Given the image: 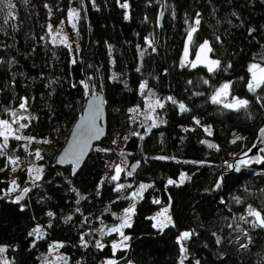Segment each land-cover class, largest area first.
<instances>
[{
  "label": "trees",
  "instance_id": "1",
  "mask_svg": "<svg viewBox=\"0 0 264 264\" xmlns=\"http://www.w3.org/2000/svg\"><path fill=\"white\" fill-rule=\"evenodd\" d=\"M11 2L14 17L8 23L6 10L0 13V118L22 139L10 136L0 155V247L5 248L0 263L49 264L47 255L59 242L67 264L110 259L117 264H264V228L239 219H253L249 206L264 216V162L239 172L227 167L249 159L244 153L255 147L264 128V85L248 90L249 66L264 65V0ZM125 3L128 7H121ZM48 8L83 16L75 62L66 45L49 39ZM192 26L197 27L194 48L210 38L211 54L220 61L212 72L204 65L181 64ZM226 82L231 98L246 99L247 108L212 102ZM97 92L106 94L108 133L73 176L70 167L57 164V156L87 98ZM157 100L163 107L152 111L149 103ZM149 115L152 119H145ZM236 136L243 139L232 143ZM206 139L216 147L206 146ZM260 157L264 160L261 150ZM9 158L24 168L13 174ZM115 159L125 161V169L113 181L108 163ZM31 168L41 169L38 180ZM183 172L187 180L177 183ZM169 179L176 183L169 185ZM12 181L18 187L9 194ZM140 184L151 187L133 198ZM118 185L124 187L117 190ZM17 196L22 199L16 201ZM133 203L131 227L125 229L130 241L114 254L117 235H101L100 229L107 233L121 223ZM167 205L173 222L161 231L153 227L152 215ZM37 228L38 234L29 235ZM183 232L193 235L178 243Z\"/></svg>",
  "mask_w": 264,
  "mask_h": 264
},
{
  "label": "snow or ice",
  "instance_id": "2",
  "mask_svg": "<svg viewBox=\"0 0 264 264\" xmlns=\"http://www.w3.org/2000/svg\"><path fill=\"white\" fill-rule=\"evenodd\" d=\"M121 7L127 8L128 5L125 3V4L121 5ZM13 9H14V5L11 2V0H0V13H4L6 10V15H4V23L5 24L9 22L10 18L14 17ZM74 11L75 10L69 11L70 17L74 14ZM197 15H199V14H197ZM199 24H200V20L196 19L194 21V25L198 26ZM196 26H192L188 30L187 40L189 43H191V41H192L193 33H195L197 31ZM73 27H75V25H73ZM211 51H212V48L210 47L208 41H205L203 44H201L199 46V50L196 53V61L206 62L209 72L214 71L215 68L219 67V65H220V61L208 59L207 53H209ZM184 54H185V57H187V55H188V45L187 44L185 45V53ZM73 62H75V61H73ZM191 66L196 67L197 66L196 62H192ZM248 71L251 73V80L248 83V90L250 92L254 93V92H256V89H258L262 85H264V67H262L260 64L253 63L249 66ZM85 87L87 88V85H85ZM143 87H144V85H141V88H143ZM228 89H229V84H227V83L224 84L212 96V98H211L212 102L214 104H223V106L225 108L234 109V110H239L241 108H247L249 102L245 99L233 98V101L231 103H227L223 99H221V97H227ZM93 98L95 100V98H96L95 93H93ZM168 99L172 100V102L175 103V101L171 97H168ZM26 103H27L26 100L21 102L19 107L21 109H25ZM155 107H163V104L159 100H157L155 102V105L149 103V108L152 109V111H155ZM180 108H181V110H185L183 104L180 105ZM130 111L134 112L137 110L136 109H130ZM12 115H15V113H12ZM100 116H101V108L99 107V105L94 103V102L90 103L88 116L86 118H84L81 125L78 126L79 131L76 134V139L74 140V142L70 145V147L65 152L64 158L66 160L70 161L74 165H77V166L79 165L80 160L82 159V157L84 156L85 152L87 151V149L90 145V141L92 139H98L99 135L102 133V130L100 129V127L97 124V120L100 119ZM145 119H152V117L149 115V116H146ZM196 123L199 124V121H196ZM151 126L152 127L157 126L155 121H153V124ZM20 127L24 128V127H26V125L21 124ZM205 130L208 131V129H205ZM261 131L264 132V129H261ZM12 132H13V129H12V126L9 123V121L0 120V136L4 137V144L0 145V155H5V153L3 152V149L7 147L8 137H9V135L12 134ZM15 139L20 140V139H22V137L15 136ZM24 139H28L30 142L32 138H24ZM241 139H243V138L236 136L235 139L232 141V143H236L238 140H241ZM44 142L47 143V141H44ZM210 147H211V145H210ZM261 151L264 152V149H261ZM35 155L38 159H42V157H40L39 152H37ZM244 156H247V153H244ZM157 159H162V157H157ZM262 162H264V160H262L261 157L257 156V157L250 158V159H241L235 165L228 164L227 167L229 169H234L235 171L239 172L241 170L242 166L246 167L250 163H262ZM9 163L16 164L17 161L12 159V158H9ZM12 170L15 171L16 169L13 168ZM121 171H123V169L119 165H117L116 166V173H115V175H113L111 177V179L113 181L118 180ZM33 172L36 173V175L34 176V180H38L40 178L39 173L41 172V169L40 168L29 169L30 175ZM131 174H132L131 172L128 173V175H131ZM221 180H222V178H221ZM183 181H184V177L182 176L180 183H183ZM174 183H176V181H173L171 179L168 180L169 185L174 184ZM12 185H13V187H11L9 189V194L11 192L16 191V188L18 187V185H16L15 181H12ZM123 187H124L123 185H118L117 190H119ZM148 187H151V185L140 184L139 191L133 193L132 197L134 198V197L138 196L140 193H142ZM216 187L217 188L220 187V182H218L216 184ZM28 191H29L28 188L23 189L24 193H27ZM125 198L128 199L130 197H125ZM20 199H22V196L16 197V201H19ZM236 199H237V202H239V198L237 197ZM153 203L158 204V203H160V201L154 200ZM134 212H135V203L131 204L130 207L125 210L123 217L120 218L122 220V222L117 227H113V228H110L108 230L109 233L110 232H117L122 237V240L119 243L113 242V244H112L114 254L118 248H126L127 247V244L125 242L128 241L130 239V237L124 235L122 229L131 227V218H132V215L134 214ZM167 212H168V208H164L161 212L157 213V216L153 218L156 220V223L153 224L154 228L158 227L162 231L164 228L168 227L169 224H171V217L166 215ZM48 215L51 217L53 215V213L49 212ZM248 216L253 217V219L251 221H249L247 219V217H245V216H241V217H239V219L241 221H244L245 223H251V227L254 229L255 228H264V216H262L260 211H257L255 209H253L251 206H249ZM39 232H40V229L37 228V229H34L32 232H30L29 235L38 234ZM100 232H101V235L107 234L104 232L103 229H100ZM191 235H193V233L183 232L178 239V243L188 240L191 237ZM245 236H247V233H245ZM219 242H220L219 237H217V243H219ZM96 246L98 248L103 247V245L99 241H97ZM240 247L247 248V245L241 244ZM4 251H5V248L0 247V253H3ZM181 252L182 253L186 252L183 245H181ZM3 264H7V262L5 261V262H3ZM107 264H117V262L114 260H108ZM181 264H183V261H181ZM197 264H199V261H197Z\"/></svg>",
  "mask_w": 264,
  "mask_h": 264
},
{
  "label": "rangeland",
  "instance_id": "3",
  "mask_svg": "<svg viewBox=\"0 0 264 264\" xmlns=\"http://www.w3.org/2000/svg\"><path fill=\"white\" fill-rule=\"evenodd\" d=\"M47 19H48V25H47V29H48V35H49V39L53 42V43H59V44H64L66 45L70 52H71V58H72V61H75L76 60V48L77 46L79 45L80 43V36H81V32H82V29L84 27V18L83 16L81 15V13L77 10V11H74V14L70 17L69 16V11H63V9H59L58 11H55L53 10L52 11V8H48V15H47ZM81 22V24H80ZM73 25H75V27H73ZM193 38L194 36L192 37V41L191 43L188 42V40H186V43L185 45L187 44L188 45V55L187 57H185V46H184V53H183V56H182V59H181V64L183 66H191V63L192 62H196V65H204L208 68L206 62H199V61H196V53L197 51L199 50V46L201 44H203L205 41H208L210 47H211V41H210V38L209 37H205L202 42L194 48L193 46ZM70 46V47H69ZM207 57L208 59L210 60H218L216 57H214L211 52L207 53ZM219 61V60H218ZM253 64V63H252ZM256 64H259V63H256ZM262 67H264V65L260 64ZM217 69V68H215ZM227 84H229V89H228V95L227 97H221L224 98V101L227 102V103H231L233 101V98H239V97H232L230 96V83L229 82H226ZM224 83V84H226ZM223 84V85H224ZM222 85V86H223ZM221 86V87H222ZM220 87V88H221ZM219 88V89H220ZM239 99H242V98H239ZM246 100V99H245ZM0 120H6V119H2L0 118ZM11 124V123H10ZM12 126V129H13V132L10 136H15L17 135V133H14V126L11 124ZM2 136H0L1 138ZM9 137H8V141H9ZM4 138V137H2ZM8 146H10L8 144ZM16 160V159H14ZM17 161V160H16ZM124 171L125 169V161H121L119 164H118ZM9 167L10 169L12 170L13 168H15L16 170L13 171L12 170V173L15 174V172L19 169H23L24 168V164L22 162H17L16 164H11L9 163ZM32 169V168H31ZM34 169V168H33ZM121 171L120 174L123 172ZM116 173V169H115V172L113 173V175H115ZM35 175V172L32 173V176L34 177ZM184 177V181L185 182L188 178V175L187 173L183 172L178 180H177V183H180V180H181V177ZM129 208V207H128ZM127 208V209H128ZM164 208H168V212H167V216H170L171 217V223L173 222V219H172V211H171V208L169 205L167 206H164L162 207L161 209L157 210L153 215H152V218L156 217L157 216V213L161 212ZM134 215V214H133ZM133 215H132V218H133ZM132 218H131V222H132ZM162 219V218H161ZM154 220V223H156V220ZM120 224V223H119ZM118 224V225H119ZM117 225V226H118ZM115 226V227H117ZM158 228V227H157ZM125 229H122L124 235L128 236L126 233H125ZM111 233H114L117 235V240L115 241L116 243H119L121 240H122V237L120 236L119 233L117 232H108L107 231V234H111ZM129 237V236H128ZM130 239L128 241H126L125 243L127 244L128 246V243H129ZM184 242V241H182ZM60 243L59 242H56L52 245V248L50 249L47 257H48V260L50 262H48L49 264H67L68 260L67 258L63 255V253L61 252L60 250V247H59ZM103 245V244H102ZM119 249H124V248H118L117 250ZM116 250V251H117ZM110 260H114V259H110ZM0 264H3L0 263Z\"/></svg>",
  "mask_w": 264,
  "mask_h": 264
},
{
  "label": "water",
  "instance_id": "4",
  "mask_svg": "<svg viewBox=\"0 0 264 264\" xmlns=\"http://www.w3.org/2000/svg\"><path fill=\"white\" fill-rule=\"evenodd\" d=\"M162 11H163V8H162ZM162 22H163V12L161 13V17H160L161 25H162ZM95 97L96 98L94 100L93 94H91L87 98L81 115L75 121L64 147L62 148V150L60 151V153L57 156V164L61 167L62 166L70 167L72 170L73 176L77 175V173L83 168V166L87 162L89 155L91 154V151L93 150V148L97 144L102 142L106 138L107 133H108L106 94L104 92H97V93H95ZM222 99L224 100V98H222ZM93 102L98 104L99 107L101 108V116H100V119L97 120V124L100 127V129L102 130V133L99 135L98 139H92L90 141V145H89L87 151L85 152L84 156L80 160L79 165L77 166V165H74L73 163H71L70 161H68L64 158L65 152L70 147V145L74 142V140L76 139V134L79 131L78 126L81 125L84 118H86L88 116L90 103H93ZM203 143L208 147H210V145H211V148L216 147V143L213 139H206ZM261 149H264V132H262L260 130L258 137H257V140H256L255 147L250 152H248L246 157H248L249 159L257 157V156L260 157V150ZM137 165H138L137 163H134L133 165H131V167L127 170V175L129 172H131L133 174L137 168Z\"/></svg>",
  "mask_w": 264,
  "mask_h": 264
},
{
  "label": "built area",
  "instance_id": "5",
  "mask_svg": "<svg viewBox=\"0 0 264 264\" xmlns=\"http://www.w3.org/2000/svg\"><path fill=\"white\" fill-rule=\"evenodd\" d=\"M110 168L112 169V171L114 172L116 169V166L119 164L118 159H115L114 161H110L109 163Z\"/></svg>",
  "mask_w": 264,
  "mask_h": 264
},
{
  "label": "bare ground",
  "instance_id": "6",
  "mask_svg": "<svg viewBox=\"0 0 264 264\" xmlns=\"http://www.w3.org/2000/svg\"><path fill=\"white\" fill-rule=\"evenodd\" d=\"M162 8H163V11H162ZM162 8H161V13L163 12V21H164V10H165V6H164V4H163ZM161 13H160V17H161ZM160 17H159V25H160V28L162 29L163 22H162V25H161V23H160ZM259 132H260V131H259Z\"/></svg>",
  "mask_w": 264,
  "mask_h": 264
}]
</instances>
